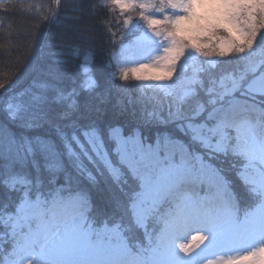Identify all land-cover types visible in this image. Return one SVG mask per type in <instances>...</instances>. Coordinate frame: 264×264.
<instances>
[{"label": "snow or ice", "instance_id": "obj_1", "mask_svg": "<svg viewBox=\"0 0 264 264\" xmlns=\"http://www.w3.org/2000/svg\"><path fill=\"white\" fill-rule=\"evenodd\" d=\"M64 4L38 26L51 30ZM91 7L123 26L99 61L109 80L145 106L163 97L167 114L108 118L97 49L76 35L86 27L66 26L43 62L0 77V264H264V0ZM66 11L80 21L88 9L68 0ZM109 182L128 223L94 215L91 191Z\"/></svg>", "mask_w": 264, "mask_h": 264}, {"label": "trees", "instance_id": "obj_2", "mask_svg": "<svg viewBox=\"0 0 264 264\" xmlns=\"http://www.w3.org/2000/svg\"><path fill=\"white\" fill-rule=\"evenodd\" d=\"M0 2L5 4L12 3L16 6L11 11L0 10V21H3L0 24V77L7 78L17 74L29 59H31L33 65L43 62L48 55L49 49L47 45L50 43L52 35L63 33L66 26L86 27L89 29L88 31L80 32L76 35L87 37L97 49L98 56L95 72L100 78V91L107 96V103L102 105V107L107 109L108 118L117 123H127L132 119L129 114L133 111L136 114V119H142L145 109L150 112L154 106L158 110L162 107L164 114H167V101L163 97H161L159 105L149 103L145 106L140 102V92L136 88L124 89L119 87L123 82L116 81L112 83L109 80L99 61L109 42L119 38L123 26L122 24L116 26L115 20L107 14L106 10L100 8L92 9L91 6L99 4L101 0H83L88 12L80 21L67 19V17L77 16L80 13L66 11L68 0H65V4L60 8L59 19L51 26V30L47 27L41 28L38 25L41 23L39 17L46 14L48 8L53 6V0H0ZM111 32H116V37H113L110 34ZM134 38V36L129 37V41ZM36 39H38L39 43L35 42ZM33 48L37 49L35 54H33ZM33 75L36 74L34 73ZM22 83L26 84L27 82L22 81ZM121 107L126 109V111L124 115L117 116ZM145 134H148L147 130ZM224 167L227 168V164ZM127 180L129 188L134 186L131 177H128ZM114 195L124 200L118 187L115 184H111V182L108 184L101 183L98 188L93 189L91 191V200L95 208L94 215L103 213L110 216L115 212L116 217L123 216L125 223H128L130 212L127 208V203H124L117 210L114 204ZM0 201L8 202L7 194L3 191H0ZM0 233H5L4 236H0V245H2L0 247V259H3L5 252L10 249V242L4 243V241L10 240V238L6 235L7 229L2 226H0ZM137 239L141 243L144 242L142 232L134 229L133 242Z\"/></svg>", "mask_w": 264, "mask_h": 264}, {"label": "rangeland", "instance_id": "obj_3", "mask_svg": "<svg viewBox=\"0 0 264 264\" xmlns=\"http://www.w3.org/2000/svg\"><path fill=\"white\" fill-rule=\"evenodd\" d=\"M213 258V257H210ZM222 257L220 255H217V257H215V259H221Z\"/></svg>", "mask_w": 264, "mask_h": 264}]
</instances>
